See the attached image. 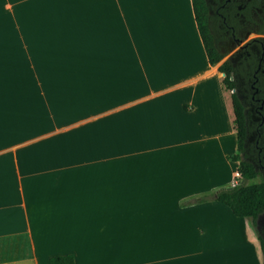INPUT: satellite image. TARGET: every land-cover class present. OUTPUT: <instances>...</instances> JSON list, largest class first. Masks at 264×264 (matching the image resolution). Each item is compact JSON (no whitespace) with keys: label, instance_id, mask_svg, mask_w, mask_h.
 <instances>
[{"label":"crops","instance_id":"1","mask_svg":"<svg viewBox=\"0 0 264 264\" xmlns=\"http://www.w3.org/2000/svg\"><path fill=\"white\" fill-rule=\"evenodd\" d=\"M222 75L192 0H0V264H263L196 200L237 170Z\"/></svg>","mask_w":264,"mask_h":264},{"label":"flooded vegetation","instance_id":"2","mask_svg":"<svg viewBox=\"0 0 264 264\" xmlns=\"http://www.w3.org/2000/svg\"><path fill=\"white\" fill-rule=\"evenodd\" d=\"M209 28L223 35L226 59L236 70L251 69L250 77L237 75V94L247 116L242 156L264 178V0H204ZM213 25V26H212ZM224 51V48H221ZM250 94L248 95V93ZM255 230L264 247V208L256 216Z\"/></svg>","mask_w":264,"mask_h":264},{"label":"trees","instance_id":"3","mask_svg":"<svg viewBox=\"0 0 264 264\" xmlns=\"http://www.w3.org/2000/svg\"><path fill=\"white\" fill-rule=\"evenodd\" d=\"M193 11L198 30L205 48L208 61L215 64L221 57L216 41L211 33L208 23V14L205 8L204 0H192ZM219 72L223 73L221 78L222 85L225 89H230L232 109L234 113L233 126L236 134V152L228 153L227 157L237 161V170L240 173L238 182L221 187L214 192L201 195L199 201L214 199L226 204L231 211L238 216L246 217L253 226L256 223V216L264 208V178L260 176L254 165L242 156L245 150V141L247 136V116L243 110V105L237 94V75L240 74L246 79L252 74L251 69L246 68L236 70L229 59H224L217 65ZM250 92L248 93V95ZM259 176V180H253ZM249 181V182H248ZM256 232V230H255ZM260 242L263 264H264V247L261 238L256 232ZM48 264H74L73 255L71 253L52 254L48 257Z\"/></svg>","mask_w":264,"mask_h":264},{"label":"rangeland","instance_id":"4","mask_svg":"<svg viewBox=\"0 0 264 264\" xmlns=\"http://www.w3.org/2000/svg\"><path fill=\"white\" fill-rule=\"evenodd\" d=\"M11 27H12V25H10ZM213 26V25H212ZM213 29H212V31H211V33H212V35H213V37H214V39H215V41H216V45H217V47H218V49H219V51L222 53V57L215 63L216 65H219L224 59H226L227 58V56H228V54L226 53V50H225V46H224V44H223V35H217L218 33H217V31L215 30V27L213 26L212 27ZM15 33V32H14ZM115 35V34H114ZM126 38H127V36L126 37H124L123 36V39H122V41H121V45H120V47H126V48H124V49H121L118 45H109V44H105V45H103V49H106V50H112V51H115V52H117V51H119V50H131L132 49V41L131 42H126ZM99 38L97 37V38H95V40H98ZM100 40L101 41H103V40H105V38H103V37H101L100 38ZM125 41V42H124ZM221 48H224V51H221ZM128 55H129V52H128ZM223 76V75H222ZM229 93L231 92V90L230 89H226ZM237 162V161H236ZM255 181V180H259V176H257V177H255L254 179H251L250 181ZM249 182V181H248ZM252 228L254 229V231H255V225H253L252 226ZM256 233V232H255ZM25 251V249L24 248H22V249H19V248H16V247H14V246H12V249L11 250H9L8 251V253H7V255L8 256H15V255H18V254H20V252L21 253H23Z\"/></svg>","mask_w":264,"mask_h":264},{"label":"built area","instance_id":"5","mask_svg":"<svg viewBox=\"0 0 264 264\" xmlns=\"http://www.w3.org/2000/svg\"><path fill=\"white\" fill-rule=\"evenodd\" d=\"M239 177H240V173L238 172V170H235L232 185L238 182Z\"/></svg>","mask_w":264,"mask_h":264},{"label":"water","instance_id":"6","mask_svg":"<svg viewBox=\"0 0 264 264\" xmlns=\"http://www.w3.org/2000/svg\"><path fill=\"white\" fill-rule=\"evenodd\" d=\"M223 74V73H222Z\"/></svg>","mask_w":264,"mask_h":264}]
</instances>
